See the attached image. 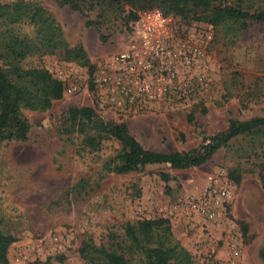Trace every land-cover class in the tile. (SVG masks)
Instances as JSON below:
<instances>
[{"label":"rangeland","instance_id":"1","mask_svg":"<svg viewBox=\"0 0 264 264\" xmlns=\"http://www.w3.org/2000/svg\"><path fill=\"white\" fill-rule=\"evenodd\" d=\"M18 1L50 11L69 48L82 47L87 60L69 62L58 52L25 61L28 67L48 70L66 89L78 84L80 90L64 94L47 112L23 108L31 126L28 141L5 142L0 148V219L16 239L8 264L47 260L87 264L80 254L85 244L108 247L114 234L118 245L125 247L126 225L146 219L168 220L173 242L191 254L194 264L227 258L232 237L240 240L246 264H264V129L234 138L198 167L155 165L116 175L104 170L118 153L116 141H104L100 151L92 150L80 131L63 125L69 109L94 108L99 120L125 124L144 148L171 153L199 150L232 121L264 117V22L213 27L193 17L175 16L161 5L145 10L125 6L116 16L100 19L98 8L79 12L56 0H0V4ZM228 4L252 14L264 10V0H228ZM133 10L138 19L155 11L170 21L168 45L179 54L174 57L179 73L171 92L122 111L104 103L93 75L129 41L131 25L138 21L128 17ZM19 31L32 35L28 26ZM224 188L232 191L229 202L219 194L210 201L223 205L222 219L183 206L186 200Z\"/></svg>","mask_w":264,"mask_h":264},{"label":"trees","instance_id":"2","mask_svg":"<svg viewBox=\"0 0 264 264\" xmlns=\"http://www.w3.org/2000/svg\"><path fill=\"white\" fill-rule=\"evenodd\" d=\"M56 1L79 12L98 8L100 19L116 16L125 6L145 10L149 6L161 5L175 16L187 20L193 17L213 27L248 20L264 22V10L252 14L241 6L229 5L228 0ZM134 10L128 16L132 22L138 19ZM89 24L97 26L101 23L91 21ZM25 26L32 30L30 37L19 31ZM103 40L107 39L103 37ZM58 52L63 53L69 62L87 60L82 47L69 48L61 25L43 6L27 1L0 4V148L5 142L28 141L31 126L22 113L23 108L47 112L55 101L64 97V83L54 79L43 67L25 65L27 58L34 55H54ZM93 69L92 65V72ZM65 114L63 125L80 131L88 148L100 151L104 141L118 143V153L104 165L107 173L116 175L138 172L155 165H169L172 169L181 170L198 167L234 138L264 129V117L242 122L235 120L226 131L212 137L199 150L161 153L144 148L125 124L114 125L99 120L94 108H72ZM126 240L125 247L118 245L114 234L110 235L108 247L88 242L80 250L81 257L87 264H194L191 254L173 242L170 222L166 219H146L127 224ZM15 241L0 219V264L9 263V248ZM34 264L52 263L47 260Z\"/></svg>","mask_w":264,"mask_h":264},{"label":"built area","instance_id":"3","mask_svg":"<svg viewBox=\"0 0 264 264\" xmlns=\"http://www.w3.org/2000/svg\"><path fill=\"white\" fill-rule=\"evenodd\" d=\"M132 32L127 44L114 55L106 65H100L94 75L93 82L102 95L104 103L112 109L127 111L152 100L159 94L171 92V82L179 73L175 70L174 57L169 40L171 39V23L160 12L148 11L140 16L132 25ZM184 56L187 62V56ZM80 90L78 84H72L65 90L66 96L76 94ZM219 194L225 202L233 198L232 191L224 188L211 191L202 199L186 200L191 212H198L210 219H222L223 205L211 204L214 195ZM177 206L174 210H177ZM240 240L232 237L228 247V257L219 259L215 264H246Z\"/></svg>","mask_w":264,"mask_h":264}]
</instances>
